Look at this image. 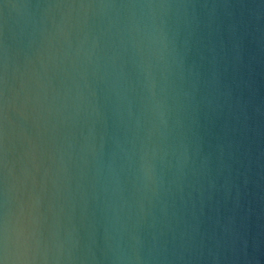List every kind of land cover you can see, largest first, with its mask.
Masks as SVG:
<instances>
[{
  "label": "clouds",
  "instance_id": "1",
  "mask_svg": "<svg viewBox=\"0 0 264 264\" xmlns=\"http://www.w3.org/2000/svg\"><path fill=\"white\" fill-rule=\"evenodd\" d=\"M0 264H264V0H0Z\"/></svg>",
  "mask_w": 264,
  "mask_h": 264
}]
</instances>
